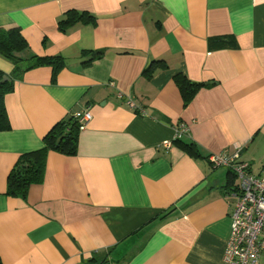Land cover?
Segmentation results:
<instances>
[{"label": "crops", "instance_id": "crops-1", "mask_svg": "<svg viewBox=\"0 0 264 264\" xmlns=\"http://www.w3.org/2000/svg\"><path fill=\"white\" fill-rule=\"evenodd\" d=\"M13 35L0 264H225L238 181L209 157L264 174V0H0ZM178 77L206 86L187 101ZM81 111L76 155L49 151L27 198L6 196L19 157Z\"/></svg>", "mask_w": 264, "mask_h": 264}, {"label": "trees", "instance_id": "trees-1", "mask_svg": "<svg viewBox=\"0 0 264 264\" xmlns=\"http://www.w3.org/2000/svg\"><path fill=\"white\" fill-rule=\"evenodd\" d=\"M24 48L25 42L20 35L10 36L9 40L0 36V53L15 63L16 74H18L22 68L18 67L15 54ZM61 61V58H35V62L30 64V68L43 65H56L55 72H57L63 65ZM2 79L3 77L0 73V132H5L10 130V123L4 105V98L11 92L12 85L3 83ZM176 82L187 101L201 88L206 86L205 84L192 82L185 77H178ZM80 130V126L74 117L55 125L44 138L43 149L26 153L19 157L18 162L8 176L5 195L26 199L30 187L40 184L43 181L46 170V159L49 151H56L70 157L76 155ZM183 147L186 150H192L193 146L185 144Z\"/></svg>", "mask_w": 264, "mask_h": 264}, {"label": "built area", "instance_id": "built-area-1", "mask_svg": "<svg viewBox=\"0 0 264 264\" xmlns=\"http://www.w3.org/2000/svg\"><path fill=\"white\" fill-rule=\"evenodd\" d=\"M129 104L135 107L133 103ZM73 117L81 130L93 119L91 113L85 111ZM187 134L188 129L179 126L175 131V140ZM236 158L223 153L209 157L211 165L229 169L238 181L237 189L230 193L235 206L223 260L225 264H259L264 256V174L254 175L249 164L240 163Z\"/></svg>", "mask_w": 264, "mask_h": 264}, {"label": "water", "instance_id": "water-1", "mask_svg": "<svg viewBox=\"0 0 264 264\" xmlns=\"http://www.w3.org/2000/svg\"><path fill=\"white\" fill-rule=\"evenodd\" d=\"M7 80H8L7 77H4V80L2 82L7 81Z\"/></svg>", "mask_w": 264, "mask_h": 264}]
</instances>
